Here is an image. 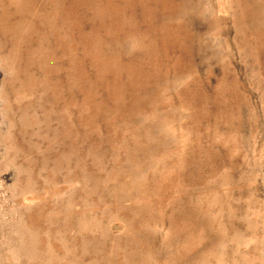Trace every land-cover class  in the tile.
<instances>
[{"label":"rangeland","instance_id":"1","mask_svg":"<svg viewBox=\"0 0 264 264\" xmlns=\"http://www.w3.org/2000/svg\"><path fill=\"white\" fill-rule=\"evenodd\" d=\"M0 264H264V0H0Z\"/></svg>","mask_w":264,"mask_h":264},{"label":"bare ground","instance_id":"2","mask_svg":"<svg viewBox=\"0 0 264 264\" xmlns=\"http://www.w3.org/2000/svg\"><path fill=\"white\" fill-rule=\"evenodd\" d=\"M222 1V0H221ZM223 6V5H222ZM205 43V42H204ZM8 69V68H7Z\"/></svg>","mask_w":264,"mask_h":264}]
</instances>
